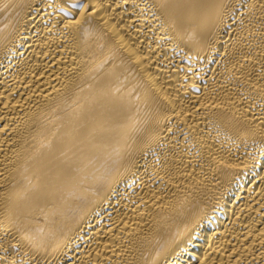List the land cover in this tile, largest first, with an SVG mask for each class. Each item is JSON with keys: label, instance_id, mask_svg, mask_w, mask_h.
<instances>
[{"label": "bare ground", "instance_id": "6f19581e", "mask_svg": "<svg viewBox=\"0 0 264 264\" xmlns=\"http://www.w3.org/2000/svg\"><path fill=\"white\" fill-rule=\"evenodd\" d=\"M0 264H264V0H0Z\"/></svg>", "mask_w": 264, "mask_h": 264}]
</instances>
